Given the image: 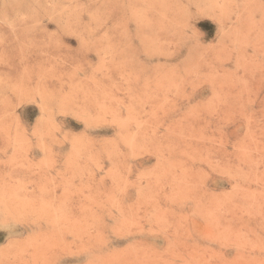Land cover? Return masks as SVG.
<instances>
[{
  "label": "rangeland",
  "instance_id": "rangeland-1",
  "mask_svg": "<svg viewBox=\"0 0 264 264\" xmlns=\"http://www.w3.org/2000/svg\"><path fill=\"white\" fill-rule=\"evenodd\" d=\"M0 264H264V0H0Z\"/></svg>",
  "mask_w": 264,
  "mask_h": 264
}]
</instances>
